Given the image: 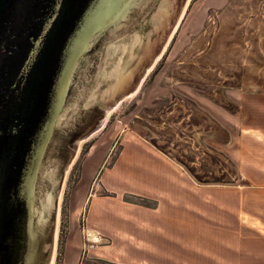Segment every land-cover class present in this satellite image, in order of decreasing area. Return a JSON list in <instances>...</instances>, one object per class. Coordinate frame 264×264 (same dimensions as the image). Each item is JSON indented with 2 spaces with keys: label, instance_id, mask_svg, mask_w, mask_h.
Returning <instances> with one entry per match:
<instances>
[{
  "label": "water",
  "instance_id": "water-1",
  "mask_svg": "<svg viewBox=\"0 0 264 264\" xmlns=\"http://www.w3.org/2000/svg\"><path fill=\"white\" fill-rule=\"evenodd\" d=\"M188 5L0 0V264H52L75 142L140 85Z\"/></svg>",
  "mask_w": 264,
  "mask_h": 264
},
{
  "label": "rangeland",
  "instance_id": "rangeland-1",
  "mask_svg": "<svg viewBox=\"0 0 264 264\" xmlns=\"http://www.w3.org/2000/svg\"><path fill=\"white\" fill-rule=\"evenodd\" d=\"M255 129L264 130V0H189L140 85L77 144L58 196L52 264L62 263L69 201L92 146L95 156L110 154V164L121 149L115 143L141 138L198 183L227 185L242 183L252 158L264 154ZM85 222L84 210L79 230L87 249ZM81 263L92 264L85 256Z\"/></svg>",
  "mask_w": 264,
  "mask_h": 264
},
{
  "label": "crops",
  "instance_id": "crops-1",
  "mask_svg": "<svg viewBox=\"0 0 264 264\" xmlns=\"http://www.w3.org/2000/svg\"><path fill=\"white\" fill-rule=\"evenodd\" d=\"M254 135L264 143V130ZM122 139L110 164L87 153L61 264H264V154L242 183L203 184L151 143Z\"/></svg>",
  "mask_w": 264,
  "mask_h": 264
},
{
  "label": "flooded vegetation",
  "instance_id": "flooded-vegetation-1",
  "mask_svg": "<svg viewBox=\"0 0 264 264\" xmlns=\"http://www.w3.org/2000/svg\"><path fill=\"white\" fill-rule=\"evenodd\" d=\"M84 140H85V139H84ZM68 142H70V140H69ZM79 142H81V141H76L75 144L77 145Z\"/></svg>",
  "mask_w": 264,
  "mask_h": 264
},
{
  "label": "bare ground",
  "instance_id": "bare-ground-1",
  "mask_svg": "<svg viewBox=\"0 0 264 264\" xmlns=\"http://www.w3.org/2000/svg\"><path fill=\"white\" fill-rule=\"evenodd\" d=\"M184 7H185V6H184ZM184 7H183V10H184ZM174 30H175V29H174ZM173 32H174V31H173ZM172 34H173V33H172ZM172 34H171V35H172ZM171 35H170V37H171ZM57 219H58V214H57Z\"/></svg>",
  "mask_w": 264,
  "mask_h": 264
}]
</instances>
